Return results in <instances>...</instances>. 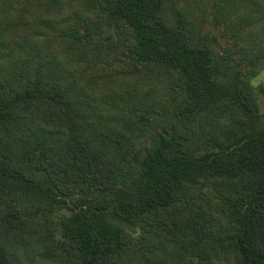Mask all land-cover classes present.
Listing matches in <instances>:
<instances>
[{
  "label": "trees",
  "instance_id": "trees-1",
  "mask_svg": "<svg viewBox=\"0 0 264 264\" xmlns=\"http://www.w3.org/2000/svg\"><path fill=\"white\" fill-rule=\"evenodd\" d=\"M6 1L0 0V51L11 61L0 64V264H26L18 246L28 236L37 237L45 252L57 243L68 247L74 264H148L162 248L179 249L188 233L197 245L206 247V240L228 247L235 264H264V120L249 83L262 68L258 60H248L245 71L232 57L229 64L228 52L224 62L215 36L193 34L170 0H106L95 8L97 19L130 30L131 58L173 72L184 84L172 112H132L134 118L121 117L114 127L90 73L78 66L70 71L41 47L38 59L30 55L36 47L28 30L43 24L61 40L87 48L97 34L93 26L84 17L64 25L63 0H31L22 7L31 10L30 20L20 15L28 32L13 37L5 28L15 20ZM251 7L264 12V0H252ZM224 99L227 118L236 112L241 129L224 120L211 140L192 144L183 120L192 123ZM136 135L149 142L140 144ZM205 183L234 191L226 210L234 219L232 233H204L195 199ZM17 197L67 208L70 214L59 222L64 240H55L41 221L22 217L12 201ZM134 225L165 247L141 239L134 244L126 230Z\"/></svg>",
  "mask_w": 264,
  "mask_h": 264
},
{
  "label": "rangeland",
  "instance_id": "rangeland-1",
  "mask_svg": "<svg viewBox=\"0 0 264 264\" xmlns=\"http://www.w3.org/2000/svg\"><path fill=\"white\" fill-rule=\"evenodd\" d=\"M63 1L67 16L64 25L74 24L79 17H84L83 20L90 23L97 32L95 38H90V43L85 48L80 43L74 45L61 40L42 24L35 33V30H28L32 35L30 44L36 47V53L30 54L31 58L40 57L41 47L44 49L42 52L53 59L58 56L60 62L70 71L78 66L90 73L92 86L101 95L99 104L104 108V115L113 121L114 127H118L116 121L121 117L134 118L132 112L143 111L153 116L172 112L174 103L181 97L184 84L173 72H167L168 75L156 72L149 62L131 58L128 52L133 47L134 38L130 30L121 23L112 22L107 25L97 19L99 10L95 8L99 9L98 4H105L106 0ZM6 3L7 14H12L15 20L5 25V28L13 37L21 38V33L28 31L23 28L20 15L24 16V22L32 16L29 14L31 10H22V7L27 4L29 6L32 1L8 0ZM170 4L175 9L183 10L193 34L195 32L197 35L215 36V52L222 56L223 60L222 54L228 52L225 58L229 64L232 57L231 63L238 61L237 65L245 71L248 60H258L257 65L262 68L250 76L249 83L257 93L258 112H261L264 120V12H256L251 7L252 0H170ZM37 8L43 14L50 10L46 5H38ZM10 61L8 55L0 51V64L5 66ZM36 63L35 61L34 65ZM34 65L31 67L34 68ZM253 67L249 66L250 69ZM220 79L224 82V75ZM108 83L114 85L113 91L107 89L111 87L106 85ZM224 87L226 93H229L227 86ZM228 106L229 102L224 99L217 108L198 116L192 123L183 120L191 139L193 138L192 144L199 145L219 134L221 129L218 127H223L224 120L229 122L230 129H241L242 122L236 112L234 114L231 110V118H227ZM136 141L147 144L149 138L146 135H136ZM196 190L198 192L195 203L200 221L204 222V233L218 236L232 233L234 219L226 210L235 196L234 191L216 187L212 183L202 184ZM12 201L18 206L22 217L41 221L50 228L55 240H64L59 222L63 215L70 214L67 208L61 204L45 208L40 202L28 198L17 197ZM126 230L130 232L134 244H138L141 239L144 243L165 247L160 243L161 239L159 241L154 235L143 233L140 225L127 226ZM195 237L197 236L188 233L186 243L179 245V249H160L155 256L157 260L154 263L149 261L148 264H235L228 247H220L206 240V247L197 245ZM60 247L61 249L57 243L54 249L45 252L44 248L38 247L37 237L28 236L23 244H19L18 251L26 264H74L70 249ZM198 258H201V261L197 262Z\"/></svg>",
  "mask_w": 264,
  "mask_h": 264
}]
</instances>
